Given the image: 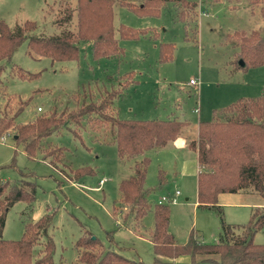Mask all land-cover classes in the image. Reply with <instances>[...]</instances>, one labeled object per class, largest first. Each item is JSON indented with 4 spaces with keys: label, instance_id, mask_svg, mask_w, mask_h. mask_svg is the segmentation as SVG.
Instances as JSON below:
<instances>
[{
    "label": "rangeland",
    "instance_id": "rangeland-1",
    "mask_svg": "<svg viewBox=\"0 0 264 264\" xmlns=\"http://www.w3.org/2000/svg\"><path fill=\"white\" fill-rule=\"evenodd\" d=\"M78 0H0V20L15 29L33 21L34 35H57L77 27ZM114 36L122 53L94 59L91 42L79 40L77 59L55 61L28 52L24 40L12 53L1 76L0 116L4 110L20 107L16 122H27L41 113L76 108L83 94L97 98L103 88L120 87L119 81L132 80L114 98L113 105L122 119H166L176 117L188 123L184 133L198 121L212 118L213 110L241 97L264 94V64L239 67L238 46L229 37L234 32L259 30L264 34V16L252 0H191L197 2L196 33L193 26L178 18L177 5L166 2L158 13L139 12L144 0H111ZM135 6V7H133ZM69 19L66 20V16ZM120 24L155 32V36L137 39L120 38ZM172 44L171 56L162 60L160 44ZM15 66L30 73L22 79L11 73ZM191 78L197 85H189ZM70 124L53 132L46 142L63 146L66 162L74 169L87 166L92 173L71 178L63 165H52L37 155L28 157L15 147L14 134L0 139V178L24 179L35 184L34 199L14 202L6 212L2 237L17 240L26 220H36L45 213L52 218L47 233L54 242L53 264H74L77 259L76 239L89 231L105 246L121 255L146 264L154 257L150 233L154 226L153 210L161 195L180 194L169 203L168 230L178 243L193 234L205 242L218 239L221 218L225 223L243 225L252 207H264V194L220 193L216 208L198 206L196 202V154L189 148L168 143L148 151L145 186L149 188L150 208L140 225L135 220L122 222L125 209L118 207V183L133 173L134 164L143 155L123 161L116 145L102 140L103 128H81L82 139L73 137ZM22 171V175H20ZM165 178L159 188L158 173ZM103 183L99 184V180ZM112 236L109 241L107 233ZM43 239V238H42ZM255 243H264V227L254 235ZM41 245L34 247V253Z\"/></svg>",
    "mask_w": 264,
    "mask_h": 264
},
{
    "label": "trees",
    "instance_id": "trees-1",
    "mask_svg": "<svg viewBox=\"0 0 264 264\" xmlns=\"http://www.w3.org/2000/svg\"><path fill=\"white\" fill-rule=\"evenodd\" d=\"M216 2L218 0H211ZM262 0H252L258 4ZM174 2L178 18L193 26L196 33L197 2L191 0H144L140 13H158L160 5ZM77 27L75 31L64 30L57 35H34L36 23L25 21L12 29L0 20V94L1 76L5 61L14 50L27 40L28 52L46 56L55 61L77 59L78 41H90L94 59L115 56L122 53L114 36L111 0H78ZM264 16V0L259 7ZM69 19L68 13L66 20ZM120 38L137 39L139 36L154 37L155 32L134 29L120 24ZM238 46L236 58L239 67L264 64V34L259 30L248 33L234 32L229 35ZM172 44L161 43V59L171 56ZM11 73L22 79H32L37 73H30L12 66ZM127 79L119 81L120 87L103 88L99 96L84 93L76 108L69 111L56 110L41 113L27 122H16L20 112L6 110L0 116V139L4 134H14L15 147L20 146L28 157L42 156L52 165H63L71 178L92 173L84 166L72 168L65 159L63 146L46 142L53 132L70 124L73 137L81 140V128L102 127L100 137L105 142L116 145L117 155L126 158L142 154L134 164L133 173L118 183V207L114 212L125 209L122 223L126 226L132 220L140 225L150 208L149 188L145 186L147 167L150 159L148 151L164 147L175 140L182 127L188 123L176 117L166 119H122L113 105V100L131 83ZM188 146L196 153L198 164L196 196L198 206L216 208L221 216L222 207L217 204L220 193H257L264 194V94L256 97H241L214 109L212 118L198 122L197 134L189 140ZM22 175V171L20 173ZM165 178L158 173L157 187L161 188ZM35 184L24 179L2 180L0 178V264H53L54 242L47 229L52 214L45 213L36 220H26L19 239L9 240L2 237L5 215L16 201L30 203L34 199ZM169 203H156L153 210L154 226L150 233L154 257L149 264H264V243H255L254 235L264 227V207H253L248 221L243 225L225 223L221 218L218 239L205 242L191 234L185 243H178L168 230ZM109 241L112 236L107 233ZM43 238V239H42ZM41 248L34 253V247ZM77 259L74 264H146L140 260L129 259L112 246L105 247L89 231H84L75 241ZM188 255L187 262L177 258Z\"/></svg>",
    "mask_w": 264,
    "mask_h": 264
},
{
    "label": "crops",
    "instance_id": "crops-1",
    "mask_svg": "<svg viewBox=\"0 0 264 264\" xmlns=\"http://www.w3.org/2000/svg\"><path fill=\"white\" fill-rule=\"evenodd\" d=\"M198 122L195 125H193L192 129L190 130V135L187 134L186 132L184 133V131L181 130L179 136L175 140H173L171 142V144H174L177 147L181 146L183 148H189V146H188L189 140L192 139L197 134ZM197 168H198V164H197ZM196 181H197V175H196ZM179 194H180V192H179ZM196 202H197V200H196ZM258 207H260V206H258ZM250 213H251V210L249 211V216H250ZM177 260L182 261V262H187L189 260V256L188 255H182V256L178 257Z\"/></svg>",
    "mask_w": 264,
    "mask_h": 264
},
{
    "label": "built area",
    "instance_id": "built-area-1",
    "mask_svg": "<svg viewBox=\"0 0 264 264\" xmlns=\"http://www.w3.org/2000/svg\"><path fill=\"white\" fill-rule=\"evenodd\" d=\"M197 79H194V78H191L190 80H189V82H188V84L189 85H197ZM99 183L101 184V183H103V179H101L100 181H99ZM179 195V191L178 190H176L173 194H171V195H161L159 198H158V200H157V202L158 203H174L175 201H176V197Z\"/></svg>",
    "mask_w": 264,
    "mask_h": 264
}]
</instances>
